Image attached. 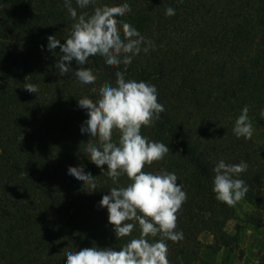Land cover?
I'll use <instances>...</instances> for the list:
<instances>
[{
	"label": "trees",
	"instance_id": "1",
	"mask_svg": "<svg viewBox=\"0 0 264 264\" xmlns=\"http://www.w3.org/2000/svg\"><path fill=\"white\" fill-rule=\"evenodd\" d=\"M123 3L131 11L119 19L154 45L141 46L149 51L133 58L126 78L153 84L165 109L141 132L171 149L145 171L175 172L187 193L176 229L184 238L167 241L168 259L223 264L216 257L233 249L238 233L224 229L236 211L212 191L216 164L247 163L238 177L249 187L243 200L256 213L264 207V0H97L85 9L72 0L78 15ZM169 7L174 16L165 14ZM73 23L64 0H0V264H66L68 250H119L139 236L137 225L130 237L116 238L99 202L118 185L106 165L90 161V136L80 130L88 115L78 100L95 101L98 92L91 89L114 85L124 66L110 67L93 56L84 67L97 76L95 84L77 80L75 61L73 71L60 76V49L49 50L47 38L54 35L63 44ZM26 83L39 91L29 93ZM245 106L254 129L250 140L233 133ZM70 166L96 177V190L89 193L87 184L69 175ZM128 183L120 177V186ZM204 232L211 242L199 238Z\"/></svg>",
	"mask_w": 264,
	"mask_h": 264
},
{
	"label": "clouds",
	"instance_id": "2",
	"mask_svg": "<svg viewBox=\"0 0 264 264\" xmlns=\"http://www.w3.org/2000/svg\"><path fill=\"white\" fill-rule=\"evenodd\" d=\"M75 3L85 9L96 5L97 0H75ZM64 7L74 21L68 37L63 44L54 35L47 38L49 50L60 49L61 55L55 65L60 76L73 71L75 61L77 80L85 85L95 84L97 76L84 67L93 56L102 57L110 67L124 66L123 71L115 73L114 85L104 82L98 90L91 89L93 93L98 92L95 101L88 97L78 100L79 107L88 115L80 130L90 136L85 149L90 161L100 168L106 165L107 176L118 185L110 188V194L104 195L99 202L100 207L107 209L108 222L116 238L130 237L137 225L140 230L138 237L131 238L119 250L96 246L68 250L66 264H171L167 241L177 243L184 238L183 232L176 229L187 193L178 183L175 172L145 171L147 166L162 161L171 151L168 145L150 140L141 132L142 128L151 127L160 120L165 109L158 102L153 84L126 78L133 58L141 51H149V47L141 46L154 45L130 23L119 19L131 11L128 3L95 6L91 14L79 15L72 0H64ZM165 14L174 16L175 9L169 7ZM23 88L34 94L39 91L38 85L32 83H26ZM260 115L264 118V110ZM253 131L249 109L245 106L235 120L233 133L237 138L250 140ZM114 133H118L116 140ZM247 168L243 161L228 164L221 159L216 164L212 191L217 201L234 207L245 198L249 187L238 177ZM68 174L87 184L91 189L89 193L96 190V177L85 173L83 166H70ZM121 176H126L130 183L120 186Z\"/></svg>",
	"mask_w": 264,
	"mask_h": 264
},
{
	"label": "rangeland",
	"instance_id": "3",
	"mask_svg": "<svg viewBox=\"0 0 264 264\" xmlns=\"http://www.w3.org/2000/svg\"><path fill=\"white\" fill-rule=\"evenodd\" d=\"M236 218L225 224V231L229 235L238 233L237 241L231 251L223 250L216 259L223 264H258L264 258V230L258 224H250L249 220L258 217L262 220L264 207L256 211L242 199L235 205ZM199 238L203 242H211L208 233H202Z\"/></svg>",
	"mask_w": 264,
	"mask_h": 264
},
{
	"label": "crops",
	"instance_id": "4",
	"mask_svg": "<svg viewBox=\"0 0 264 264\" xmlns=\"http://www.w3.org/2000/svg\"><path fill=\"white\" fill-rule=\"evenodd\" d=\"M258 227H261L262 230H264V212H263L262 220L259 222Z\"/></svg>",
	"mask_w": 264,
	"mask_h": 264
}]
</instances>
